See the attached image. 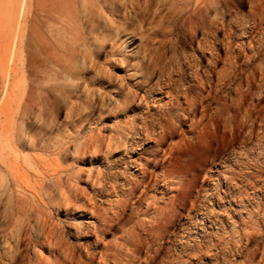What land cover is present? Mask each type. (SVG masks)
Returning a JSON list of instances; mask_svg holds the SVG:
<instances>
[{
    "label": "rangeland",
    "instance_id": "obj_1",
    "mask_svg": "<svg viewBox=\"0 0 264 264\" xmlns=\"http://www.w3.org/2000/svg\"><path fill=\"white\" fill-rule=\"evenodd\" d=\"M0 264H264V0H0Z\"/></svg>",
    "mask_w": 264,
    "mask_h": 264
}]
</instances>
